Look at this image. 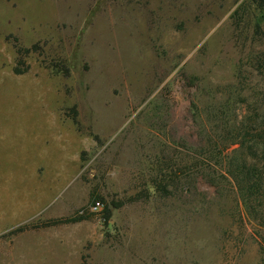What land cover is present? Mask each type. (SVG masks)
I'll return each mask as SVG.
<instances>
[{
    "label": "rangeland",
    "instance_id": "obj_1",
    "mask_svg": "<svg viewBox=\"0 0 264 264\" xmlns=\"http://www.w3.org/2000/svg\"><path fill=\"white\" fill-rule=\"evenodd\" d=\"M263 67L264 0H0V183L23 224L111 212L1 222L0 264H264V185L211 166L258 138Z\"/></svg>",
    "mask_w": 264,
    "mask_h": 264
},
{
    "label": "trees",
    "instance_id": "obj_2",
    "mask_svg": "<svg viewBox=\"0 0 264 264\" xmlns=\"http://www.w3.org/2000/svg\"><path fill=\"white\" fill-rule=\"evenodd\" d=\"M35 47L24 49L25 53L33 51ZM259 73L264 77V67L258 69ZM16 73L20 74L23 72H20L19 70H15ZM264 122H262L263 124ZM259 136L256 139V137L253 139H245L239 140L238 142H234L231 144V146H235L231 150V157L228 161L223 160L222 158L220 160H216L215 163L211 164L214 171L216 169H220V171H223L224 174H226L227 177H223L224 180H227L229 184L233 186V190L236 192L237 195H240L242 198H246L247 201H251V198H255L256 196H259L263 192V185H264V169L260 166L261 158L264 159V126H260V129H258ZM245 136L247 133H244ZM248 143H251L250 145ZM261 145V147H260ZM229 149V148H228ZM199 151L206 152L205 148H199ZM208 155H216L220 151L209 149ZM245 152L248 154H251V157H255L254 162H247L245 156ZM201 155L203 153L199 154V157L197 156V163L195 164L196 167L199 169H202V158ZM215 160V157H214ZM259 161V162H257ZM264 163V162H263ZM211 184L215 183L214 178H210L209 180ZM99 200V199H96ZM95 199H92L90 203H93ZM242 207L245 209H252L253 210V204L251 202L247 203H241ZM120 204H116L114 208H118ZM103 219L105 222H107L111 216L110 210L106 207L103 210ZM89 218V215H80L79 212L76 213L74 216L64 217V218H53L49 219L40 223L36 224H26L23 226H20L16 230L13 231V234L16 233H22L25 231H31V230H38V229H45L49 227H56L60 225H67V224H73L78 223L81 221H84Z\"/></svg>",
    "mask_w": 264,
    "mask_h": 264
},
{
    "label": "crops",
    "instance_id": "obj_3",
    "mask_svg": "<svg viewBox=\"0 0 264 264\" xmlns=\"http://www.w3.org/2000/svg\"><path fill=\"white\" fill-rule=\"evenodd\" d=\"M30 181H33L32 176H29ZM28 187H32V184H27ZM9 185L2 181L0 183V223L3 222L7 224L4 227V231H10L12 236H17L24 233H29L30 231H25L22 233H16L12 234L14 230L19 228L20 226L26 225L22 223V214L16 209V206L18 203H21L22 201L19 200V198L16 199L17 195H9L10 191L8 190V193L6 192L5 188ZM37 200L35 201V204H37ZM27 204V212L32 213L33 211V201L30 199L26 200ZM37 207H35V211L37 212ZM23 224V225H22Z\"/></svg>",
    "mask_w": 264,
    "mask_h": 264
},
{
    "label": "built area",
    "instance_id": "obj_4",
    "mask_svg": "<svg viewBox=\"0 0 264 264\" xmlns=\"http://www.w3.org/2000/svg\"><path fill=\"white\" fill-rule=\"evenodd\" d=\"M103 213V204L100 200H95L87 208L82 209L80 215H101Z\"/></svg>",
    "mask_w": 264,
    "mask_h": 264
}]
</instances>
